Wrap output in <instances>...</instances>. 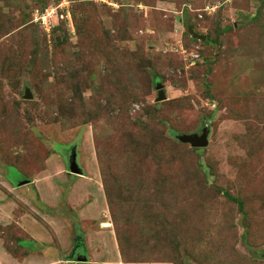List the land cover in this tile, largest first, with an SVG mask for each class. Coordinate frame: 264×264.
Wrapping results in <instances>:
<instances>
[{
  "label": "rangeland",
  "instance_id": "obj_1",
  "mask_svg": "<svg viewBox=\"0 0 264 264\" xmlns=\"http://www.w3.org/2000/svg\"><path fill=\"white\" fill-rule=\"evenodd\" d=\"M204 127L201 152L177 138ZM75 246L264 264V0H0V264H86Z\"/></svg>",
  "mask_w": 264,
  "mask_h": 264
},
{
  "label": "water",
  "instance_id": "obj_2",
  "mask_svg": "<svg viewBox=\"0 0 264 264\" xmlns=\"http://www.w3.org/2000/svg\"><path fill=\"white\" fill-rule=\"evenodd\" d=\"M189 33L192 35L193 38L199 39V40H205V35L198 34L195 29L194 25H189L188 27ZM156 90L158 91V96L156 99V102H161L166 99L165 97V91H164V85L160 82H156L155 86ZM26 98H32V94L29 92V90H26L25 94ZM208 127H204L201 131V133H192V134H178L177 138L183 143L189 144L190 146L194 148H204L208 145ZM69 168L72 174H81L82 170L79 167L77 163V157L76 152L73 150L71 152V156L69 159ZM86 261L87 257L84 256L83 259H77V261Z\"/></svg>",
  "mask_w": 264,
  "mask_h": 264
},
{
  "label": "trees",
  "instance_id": "obj_3",
  "mask_svg": "<svg viewBox=\"0 0 264 264\" xmlns=\"http://www.w3.org/2000/svg\"><path fill=\"white\" fill-rule=\"evenodd\" d=\"M45 7L46 6H44V7H42V8H40V10H41V12L43 13L44 12V9H45ZM40 22L41 21H39L38 23L40 24ZM52 27H53V30L52 31H57L59 28H61V23H59V24H53L52 25ZM228 28L229 27H226L224 30L226 31V30H228ZM201 41V40H200ZM209 41H210V43H212L213 41L212 40H210V39H208L207 41H205V44H209ZM129 79H130V77H129ZM130 82L131 83H133V80H131L130 79ZM129 92H132L131 90H129V88L128 87H125ZM110 102H109V108L110 109H112V106H111V98H110V100H109ZM159 102H156V104L153 106V110L154 111H156V110H159ZM150 113V114H149ZM154 116V114L153 113H151V112H149L148 111V113H147V115L146 116H138L137 117V119L135 120V123H136V125H138L140 128H143V126L145 125V123H147V121L148 120H150V116ZM155 117V116H154ZM152 122H155L154 120H152ZM172 133L173 134H176V132L175 131H172ZM194 150L195 151H197V152H201V149L200 148H194ZM75 152H76V150H75ZM230 199L232 200V201H234V202H236L237 204H238V206L239 207H241V208H243V202L240 200H237V199H235L234 197H230ZM14 241V243H16V244H13V247H8V251H9V253L10 252H13V253H15L16 251H13V248H19V249H21L22 251H25V253H26V255H27V251L26 250H24L25 248H27V247H25L23 244L24 243H22L24 240L22 239V240H20V239H18V240H13ZM16 245V246H15ZM15 246V247H14ZM12 254V253H11ZM68 260H70V259H68ZM127 262H130V263H135L136 261L134 260V261H131V260H128Z\"/></svg>",
  "mask_w": 264,
  "mask_h": 264
},
{
  "label": "crops",
  "instance_id": "obj_4",
  "mask_svg": "<svg viewBox=\"0 0 264 264\" xmlns=\"http://www.w3.org/2000/svg\"><path fill=\"white\" fill-rule=\"evenodd\" d=\"M10 257H11V255H10ZM86 257H88V256H86ZM11 258L13 259V260L10 259L11 262H12V264H14V263H15V264H18V262H17L13 257H11ZM29 259H30V260H33V261H36V260H35L36 257L28 256V257H26V258L24 259V260H25L24 263H26ZM46 260H49V261H51V262L53 261V259H51V258H50V259H46ZM49 261H48V262H49ZM48 262H47V263H48ZM51 262H49L48 264H54V263H51ZM80 262H82V261H80ZM80 262L78 261V263H80ZM83 262H85V263L87 264V263L89 262V260H88V261L86 260V261H83ZM24 263H23V264H24ZM35 263H37V262H35Z\"/></svg>",
  "mask_w": 264,
  "mask_h": 264
},
{
  "label": "built area",
  "instance_id": "obj_5",
  "mask_svg": "<svg viewBox=\"0 0 264 264\" xmlns=\"http://www.w3.org/2000/svg\"><path fill=\"white\" fill-rule=\"evenodd\" d=\"M47 14H48V11L46 12V10H44L43 13L40 11L39 14L37 15V20L41 22H45V17Z\"/></svg>",
  "mask_w": 264,
  "mask_h": 264
},
{
  "label": "flooded vegetation",
  "instance_id": "obj_6",
  "mask_svg": "<svg viewBox=\"0 0 264 264\" xmlns=\"http://www.w3.org/2000/svg\"><path fill=\"white\" fill-rule=\"evenodd\" d=\"M73 151V150H72ZM75 151V150H74ZM77 248H78V246H77ZM82 249H84V252H85V247L83 246L82 247ZM73 250H74V252H76V253H79V254H81V255H83L82 253V250L79 248V249H76V246L73 248Z\"/></svg>",
  "mask_w": 264,
  "mask_h": 264
},
{
  "label": "clouds",
  "instance_id": "obj_7",
  "mask_svg": "<svg viewBox=\"0 0 264 264\" xmlns=\"http://www.w3.org/2000/svg\"><path fill=\"white\" fill-rule=\"evenodd\" d=\"M77 157V156H76ZM83 256H86L85 254H83Z\"/></svg>",
  "mask_w": 264,
  "mask_h": 264
}]
</instances>
